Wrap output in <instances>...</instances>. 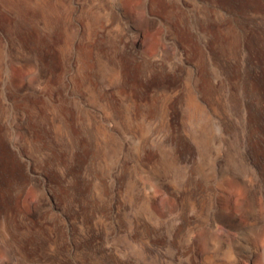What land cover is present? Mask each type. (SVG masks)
Returning a JSON list of instances; mask_svg holds the SVG:
<instances>
[{
  "label": "rangeland",
  "instance_id": "1",
  "mask_svg": "<svg viewBox=\"0 0 264 264\" xmlns=\"http://www.w3.org/2000/svg\"><path fill=\"white\" fill-rule=\"evenodd\" d=\"M30 5L0 0V264H264V0Z\"/></svg>",
  "mask_w": 264,
  "mask_h": 264
},
{
  "label": "bare ground",
  "instance_id": "2",
  "mask_svg": "<svg viewBox=\"0 0 264 264\" xmlns=\"http://www.w3.org/2000/svg\"><path fill=\"white\" fill-rule=\"evenodd\" d=\"M26 1V0H25ZM56 1V0H55ZM15 2V1H14ZM50 2V0H34V6H28L27 12L31 13L29 11H37L38 9L42 12L43 10H46V8H48V3ZM53 3V2H52ZM54 11V9H53ZM44 12V11H43ZM48 12V11H47ZM23 13V12H22ZM57 13V12H56ZM50 15V12H49ZM42 16V15H41ZM53 16V15H52ZM25 17V16H24ZM46 18V15H45ZM32 19V18H31ZM39 24V23H38ZM40 26V25H39ZM86 46V45H85ZM92 47V46H91ZM91 49V48H90ZM89 49V50H90ZM90 54H88V52L85 54V61L88 63L90 61ZM92 67V66H91ZM168 106V105H167Z\"/></svg>",
  "mask_w": 264,
  "mask_h": 264
}]
</instances>
